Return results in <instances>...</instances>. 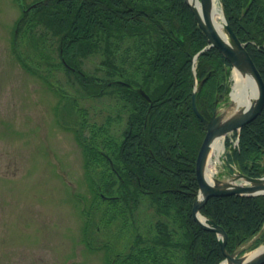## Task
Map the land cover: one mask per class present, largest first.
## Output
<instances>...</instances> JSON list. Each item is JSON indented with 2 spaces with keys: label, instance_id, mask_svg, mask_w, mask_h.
<instances>
[{
  "label": "trees",
  "instance_id": "trees-1",
  "mask_svg": "<svg viewBox=\"0 0 264 264\" xmlns=\"http://www.w3.org/2000/svg\"><path fill=\"white\" fill-rule=\"evenodd\" d=\"M220 1L264 80V0ZM16 24V32L41 28L55 36L60 62L90 96L110 95L128 105L119 135L100 126L88 136L77 135L93 203H104L109 222L119 221L115 236L131 237L113 252L110 264H218L223 254L216 234L191 216L198 189L194 162L204 135L191 108V65L207 39L185 1L41 0ZM43 30L40 38L46 37ZM96 52L104 55L99 76L80 67L82 58ZM229 69L216 48L199 53L196 103L203 116L224 95ZM137 87L149 102L135 92ZM109 117L110 123L119 120ZM238 138L228 162L249 176L263 175L264 106L240 128ZM144 195L170 223L155 221L143 229L133 212ZM200 212L224 228L228 252L261 229L253 246L264 239V195L211 196ZM108 220L105 231L112 230ZM131 227L134 232L127 233Z\"/></svg>",
  "mask_w": 264,
  "mask_h": 264
},
{
  "label": "rangeland",
  "instance_id": "rangeland-1",
  "mask_svg": "<svg viewBox=\"0 0 264 264\" xmlns=\"http://www.w3.org/2000/svg\"><path fill=\"white\" fill-rule=\"evenodd\" d=\"M34 1L0 0V264H110L113 252L131 237L115 236L119 221L109 222L104 203H93L77 135L88 136L98 126L119 135L128 105L110 95L90 96L65 70L49 32H16V22L24 12L31 14L34 8L27 7ZM103 58L93 53L80 67L102 75ZM108 116L119 120L110 123ZM224 153L214 173L220 180L233 173ZM133 214L143 229L155 221L170 223L145 195ZM105 220L112 232L105 231ZM253 243H245L240 254ZM262 244L264 239L257 245Z\"/></svg>",
  "mask_w": 264,
  "mask_h": 264
},
{
  "label": "water",
  "instance_id": "water-1",
  "mask_svg": "<svg viewBox=\"0 0 264 264\" xmlns=\"http://www.w3.org/2000/svg\"><path fill=\"white\" fill-rule=\"evenodd\" d=\"M185 2L188 4L198 26L207 38L208 44L203 49L209 48L210 46L217 48L230 64L238 70L241 76L249 72L253 76L257 87L256 97L252 99L247 106H240L236 113L228 115L226 111L221 113H216V111H214L208 120L205 119L197 109L195 101L197 87H194L191 96L192 109L205 125L206 131L195 160V175L198 184V193L192 201L191 216L200 228L216 233L221 252L224 256L223 260H226L228 264H264V244L255 247L253 250L261 246L260 249L250 256H245V254L239 255L242 247L235 248L232 252H227L225 250L226 232L224 228L215 223L213 219L200 213V208L211 196H224L230 194L264 195V175L251 177L238 171L227 180H220L214 177L212 183L207 182L204 177L211 142L229 131L241 128L260 113L264 105V81L245 48L246 44L241 42L234 33L223 9L224 37L215 30L211 22L213 0H199L198 9L187 0H185ZM197 54L193 56L194 59ZM194 66L195 62L193 64V67ZM129 86L132 87L131 85ZM135 91L141 94L146 100L150 101L149 96L144 90L136 88ZM198 215L202 218H199ZM256 236H258V234ZM256 236H254L250 242L253 241Z\"/></svg>",
  "mask_w": 264,
  "mask_h": 264
},
{
  "label": "bare ground",
  "instance_id": "bare-ground-1",
  "mask_svg": "<svg viewBox=\"0 0 264 264\" xmlns=\"http://www.w3.org/2000/svg\"><path fill=\"white\" fill-rule=\"evenodd\" d=\"M190 4L195 6V8H199L198 0H187ZM223 13L220 5L217 0H213V9L211 12V22L215 28V30L224 37L223 33ZM257 87L253 76L247 72L243 76L238 73L236 68L232 70V85L230 91V101L231 106L228 109V114L236 113L240 106H247L252 99L256 97ZM227 114V115H228ZM223 143L221 137L215 138L210 145V150L208 154V160L204 171V177L207 182L212 183L214 173L216 170V161L219 160V155L222 152ZM214 156V157H213ZM199 218H202L198 215ZM263 245V244H262ZM261 247V246H260ZM257 248L252 251H248L245 253V256L252 255ZM219 264H228L226 260L221 261Z\"/></svg>",
  "mask_w": 264,
  "mask_h": 264
},
{
  "label": "flooded vegetation",
  "instance_id": "flooded-vegetation-1",
  "mask_svg": "<svg viewBox=\"0 0 264 264\" xmlns=\"http://www.w3.org/2000/svg\"><path fill=\"white\" fill-rule=\"evenodd\" d=\"M225 87H226V85H225ZM224 90H225V89H224ZM224 100H225V98H224V96H222L221 99H220V101L224 102ZM213 110H214V109H213ZM213 110H212L211 113H213ZM208 116H210V115H208ZM208 116H207V117H208Z\"/></svg>",
  "mask_w": 264,
  "mask_h": 264
}]
</instances>
